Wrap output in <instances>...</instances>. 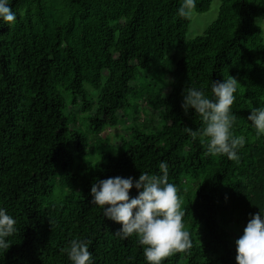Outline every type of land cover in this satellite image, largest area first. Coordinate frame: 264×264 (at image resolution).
<instances>
[{
  "label": "trees",
  "instance_id": "obj_1",
  "mask_svg": "<svg viewBox=\"0 0 264 264\" xmlns=\"http://www.w3.org/2000/svg\"><path fill=\"white\" fill-rule=\"evenodd\" d=\"M213 2L196 0L194 11ZM220 2L217 19L189 39L182 0H11L16 22L0 21V207L17 232L0 264H71L67 250L81 239L94 264H148L135 235H115L121 224L92 203L91 186L158 175L161 161L192 240L164 264H237L235 241L264 213V136L248 120L264 108V30L256 24L264 0ZM229 75L241 84L232 106L234 135L246 139L238 161L209 154L206 138L186 131L204 121L181 107L185 88L211 98V82ZM89 87L100 94L96 124L85 118L84 126L71 108L92 99ZM151 102L157 110L141 121L133 108ZM127 113L138 128L116 147L100 133Z\"/></svg>",
  "mask_w": 264,
  "mask_h": 264
},
{
  "label": "clouds",
  "instance_id": "obj_2",
  "mask_svg": "<svg viewBox=\"0 0 264 264\" xmlns=\"http://www.w3.org/2000/svg\"><path fill=\"white\" fill-rule=\"evenodd\" d=\"M196 9V0H182L178 15L190 18ZM17 15L11 0H0V21L10 27ZM257 26L264 28V16L257 18ZM240 83L229 75L222 82H211V98L204 89L189 86L183 91L181 107L185 114L194 110L204 121L202 130L187 128L192 136L202 135L207 140V151L212 155H225L239 160V151L246 144L243 136H236L233 126L236 119L232 106ZM257 136H264V108H252L248 116ZM160 174L141 172L134 177H109L97 180L91 186L92 203L102 209L103 216L121 224L115 234L123 240L135 235L143 247L148 264H164L166 258L176 253H187L192 248L190 233L183 222L185 213L177 186L169 182V164L161 161ZM135 188L138 195L130 197ZM16 219L7 209L0 207V251L6 252L8 240L17 232ZM89 241L72 240L67 250L71 264H94ZM237 264H264V213L253 214L243 235L236 241Z\"/></svg>",
  "mask_w": 264,
  "mask_h": 264
},
{
  "label": "rangeland",
  "instance_id": "obj_3",
  "mask_svg": "<svg viewBox=\"0 0 264 264\" xmlns=\"http://www.w3.org/2000/svg\"><path fill=\"white\" fill-rule=\"evenodd\" d=\"M220 5V0H214L211 9L208 12L197 13L194 11L193 15L190 17L192 23L187 36L189 39L203 34L206 28L217 19L219 15ZM135 75V71L132 70L127 73L126 77L131 80ZM89 90L92 94V99L84 105L82 100H79L78 103L73 108H71V111L73 110L75 113H77L78 122L82 123L84 126L87 123H85L84 121L85 118H87L90 123L92 122L93 124H96V117L92 116V114L94 113L96 107L94 105L98 100L100 91H96L91 87H89ZM68 98L69 102H72L73 97L69 96ZM145 106L141 109L133 108L134 112L139 113L141 121L145 120L147 115H151L153 113V110H157V106L154 102H151L146 107ZM70 107L72 106L70 105ZM133 128H138V123L135 121V119H133L130 113H127L123 116H120L117 120L110 122L109 124H105L100 134L101 136H103V138H109L110 143L117 147L121 139L127 137L131 133V130ZM94 149V151H96V148ZM96 157L97 155H94V158Z\"/></svg>",
  "mask_w": 264,
  "mask_h": 264
}]
</instances>
